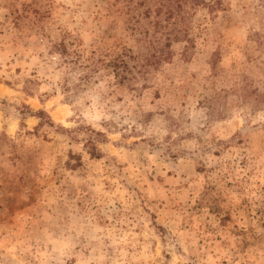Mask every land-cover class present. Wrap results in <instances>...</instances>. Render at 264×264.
Masks as SVG:
<instances>
[{
    "label": "rangeland",
    "instance_id": "1",
    "mask_svg": "<svg viewBox=\"0 0 264 264\" xmlns=\"http://www.w3.org/2000/svg\"><path fill=\"white\" fill-rule=\"evenodd\" d=\"M0 264H264V0H0Z\"/></svg>",
    "mask_w": 264,
    "mask_h": 264
}]
</instances>
